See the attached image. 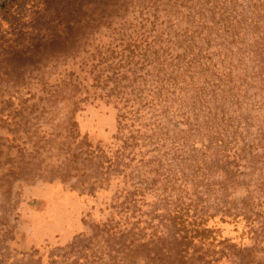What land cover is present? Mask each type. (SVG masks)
Masks as SVG:
<instances>
[{"label": "rangeland", "instance_id": "rangeland-1", "mask_svg": "<svg viewBox=\"0 0 264 264\" xmlns=\"http://www.w3.org/2000/svg\"><path fill=\"white\" fill-rule=\"evenodd\" d=\"M0 264H264V0H0Z\"/></svg>", "mask_w": 264, "mask_h": 264}]
</instances>
